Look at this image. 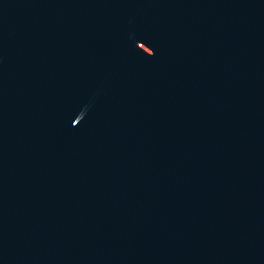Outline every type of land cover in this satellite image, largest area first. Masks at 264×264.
<instances>
[{"label":"water","instance_id":"1","mask_svg":"<svg viewBox=\"0 0 264 264\" xmlns=\"http://www.w3.org/2000/svg\"><path fill=\"white\" fill-rule=\"evenodd\" d=\"M0 264H264V0H0Z\"/></svg>","mask_w":264,"mask_h":264}]
</instances>
